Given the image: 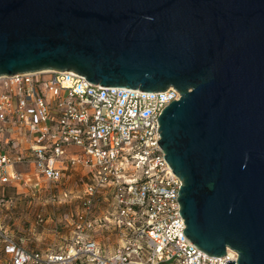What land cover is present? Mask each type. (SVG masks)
I'll return each instance as SVG.
<instances>
[{
  "label": "water",
  "instance_id": "95a60500",
  "mask_svg": "<svg viewBox=\"0 0 264 264\" xmlns=\"http://www.w3.org/2000/svg\"><path fill=\"white\" fill-rule=\"evenodd\" d=\"M180 93L156 119L184 235L264 264V0H0V76Z\"/></svg>",
  "mask_w": 264,
  "mask_h": 264
},
{
  "label": "built area",
  "instance_id": "2783aa9c",
  "mask_svg": "<svg viewBox=\"0 0 264 264\" xmlns=\"http://www.w3.org/2000/svg\"><path fill=\"white\" fill-rule=\"evenodd\" d=\"M180 93L94 84L74 71L0 76V187L60 183L80 176L67 244L46 253L23 247L0 224L5 264H226L183 233L182 181L157 141L161 111ZM64 192V198H71ZM54 196V200H55ZM0 200L12 206L9 197ZM103 207V208H102ZM98 215H101L100 217ZM111 231L120 243L96 237Z\"/></svg>",
  "mask_w": 264,
  "mask_h": 264
},
{
  "label": "rangeland",
  "instance_id": "374dc122",
  "mask_svg": "<svg viewBox=\"0 0 264 264\" xmlns=\"http://www.w3.org/2000/svg\"><path fill=\"white\" fill-rule=\"evenodd\" d=\"M79 180L80 176L73 173L60 183L45 182L40 188L0 187V197L12 200V206L0 200V224L28 250L46 253L64 248L71 233L69 223L78 210L75 197L83 188ZM64 192L71 198H64ZM96 237L107 250L120 243L111 231L99 232ZM2 260L4 256L0 255V264H5Z\"/></svg>",
  "mask_w": 264,
  "mask_h": 264
},
{
  "label": "bare ground",
  "instance_id": "6f19581e",
  "mask_svg": "<svg viewBox=\"0 0 264 264\" xmlns=\"http://www.w3.org/2000/svg\"><path fill=\"white\" fill-rule=\"evenodd\" d=\"M53 71H55V70H45V71H43L44 73H51V72H53Z\"/></svg>",
  "mask_w": 264,
  "mask_h": 264
}]
</instances>
